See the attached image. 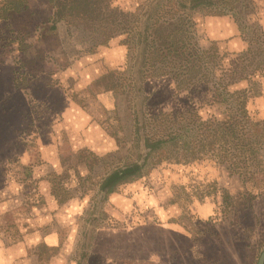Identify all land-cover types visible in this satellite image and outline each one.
I'll use <instances>...</instances> for the list:
<instances>
[{
	"label": "rangeland",
	"instance_id": "374dc122",
	"mask_svg": "<svg viewBox=\"0 0 264 264\" xmlns=\"http://www.w3.org/2000/svg\"><path fill=\"white\" fill-rule=\"evenodd\" d=\"M21 1L0 0V10ZM25 1L0 12V247H24L11 264H88L108 232L137 255L141 238L126 231L143 226L190 234L200 264H257L264 0H218L207 10L178 4L191 0ZM222 16L237 32L214 41L209 21ZM178 38L184 47L164 52ZM158 48L161 57L150 54ZM192 63L180 87L193 85L177 89ZM239 117L259 137L254 148L211 141V125ZM172 133L174 142L145 145ZM132 164L143 165L139 176L100 189Z\"/></svg>",
	"mask_w": 264,
	"mask_h": 264
},
{
	"label": "crops",
	"instance_id": "0c3cea01",
	"mask_svg": "<svg viewBox=\"0 0 264 264\" xmlns=\"http://www.w3.org/2000/svg\"><path fill=\"white\" fill-rule=\"evenodd\" d=\"M223 17L224 16L221 18L214 17L209 21L210 26L212 25L210 27V34L212 35L211 38L214 41H222L224 39L229 40L234 38L236 35V27L230 24V22ZM215 24H220V26H215ZM231 41H229V43L232 47H234L235 44H239L235 40ZM240 44L242 45L243 43ZM135 229L126 232L129 233L132 231V233H129V236L132 235L133 237L137 236L141 238V244L137 245L140 249L139 254H128L133 247V242H130L131 244L111 243V237L115 238L117 233L108 232L104 233V236L106 239L108 238L110 242L105 244H100L99 241L94 242V246L91 247L92 255L88 258V264H128L132 261L140 262V264H200V261L205 258V256L202 255V252H200V248L197 249L196 245L192 244L191 235L184 231L176 228L147 226ZM133 230L135 231L133 232ZM150 233L160 237L157 240L158 243H156L155 240L152 243H149L150 240L146 239L145 236ZM99 234L100 233H98V235ZM53 236H55V234L52 233L50 237H48L49 245L46 244L47 246L52 245L50 241L54 240ZM98 238L102 237L98 236ZM40 241L45 243V240ZM37 242L38 241H36V243ZM22 248L24 247L14 246L8 249L0 247V264H11L18 261L16 260L14 253L16 250L23 251ZM153 257L158 259H153ZM224 259H227V257H224Z\"/></svg>",
	"mask_w": 264,
	"mask_h": 264
},
{
	"label": "trees",
	"instance_id": "16d2710c",
	"mask_svg": "<svg viewBox=\"0 0 264 264\" xmlns=\"http://www.w3.org/2000/svg\"><path fill=\"white\" fill-rule=\"evenodd\" d=\"M182 2L183 1L179 2L178 4L181 7H183V9H185L187 6H189V9H201V10H207L208 8L215 6V4L220 3V1H218V0H191V1H184L183 3ZM25 4H26L25 0H22L19 6H16V4H13V3H9V4L5 5L0 10V12L3 13V12L8 11V10H14L15 12H19V11L23 10ZM5 18H6V15L0 14V19H5ZM176 31L181 36L186 35V27L182 23H180L178 25V27L176 28ZM185 42H186V40L184 41L183 39H180V38H178L176 42H171V40H170L168 44L166 43V48H164V52H166L170 56L176 55L177 50L184 47ZM150 54L157 56V57L162 56L160 48L154 49ZM206 54L207 53L203 54V52H202L200 55H202V57H203V55L205 57H207ZM211 58L213 59V56H211ZM193 67H194V64L192 66H189V67H186V66L183 67V69H182L183 74L178 75V78H181V79L176 84L177 89L186 90L190 86L193 85V83H186V85L180 87L181 82H183L185 80L184 76L189 75L190 72L194 70ZM198 69H199V67H198ZM202 77H204V76H202ZM219 87H222V84H220ZM244 93H245V91H244ZM187 113H190L189 119L193 118L194 121H195V119H197V116L195 115L194 111H188ZM240 119H236L234 123L225 122L222 124L216 123L214 125H211L210 128L208 129L209 130L208 134L211 137V141L215 144L216 142H220V141L222 143L223 142L229 143V141L231 140V142H235V143L237 142V145L239 143L241 145L242 149H245L246 147L254 148L257 144V140L259 139V137H256V136L253 137V135L250 134V132L248 131L243 120L242 119L240 120ZM236 129H240V131H237ZM184 130H186V128ZM174 140H175V134L172 133L171 137L166 139V140L158 139L157 141H152V142H148V140H146L145 145L146 146L148 145V148L150 150H154L156 146H159L162 144L166 145L169 142H174ZM142 166L143 165H140V164H132L128 167H124L122 169H118V170L113 171L112 173H110L109 175H107L103 179L102 184L100 186V189L105 190V192L109 193V194L113 193L115 188L118 187L119 185H121L122 183L126 182L127 180H130V179H133V178L139 176V173L142 170Z\"/></svg>",
	"mask_w": 264,
	"mask_h": 264
},
{
	"label": "water",
	"instance_id": "95a60500",
	"mask_svg": "<svg viewBox=\"0 0 264 264\" xmlns=\"http://www.w3.org/2000/svg\"><path fill=\"white\" fill-rule=\"evenodd\" d=\"M257 264H264V250L261 252Z\"/></svg>",
	"mask_w": 264,
	"mask_h": 264
},
{
	"label": "clouds",
	"instance_id": "9594fccd",
	"mask_svg": "<svg viewBox=\"0 0 264 264\" xmlns=\"http://www.w3.org/2000/svg\"><path fill=\"white\" fill-rule=\"evenodd\" d=\"M203 43V42H202ZM153 259H158V258H156V257H153Z\"/></svg>",
	"mask_w": 264,
	"mask_h": 264
}]
</instances>
